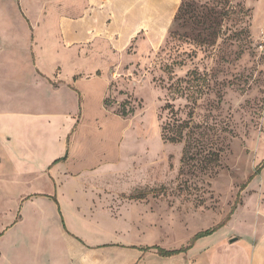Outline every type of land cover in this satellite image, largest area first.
Wrapping results in <instances>:
<instances>
[{
    "label": "rangeland",
    "instance_id": "1",
    "mask_svg": "<svg viewBox=\"0 0 264 264\" xmlns=\"http://www.w3.org/2000/svg\"><path fill=\"white\" fill-rule=\"evenodd\" d=\"M146 1L141 31L131 23L123 45L117 37L100 43L105 52L87 56L79 50L78 62L72 52L60 50L57 37L35 38L32 50L22 46L30 41L10 34L2 40L11 52H0V134L8 130L12 142L0 145V264H49L58 257V245L52 246L62 229L56 205L28 207L22 195L55 194L65 168L97 186L85 192L95 204L122 217L113 223L85 206L86 218L80 221L63 207L64 228L76 226L85 238L98 230L97 221L102 232L115 228L136 241L148 238L168 247L170 238L188 245L196 234L224 224L233 227L232 240L257 228L264 233V0H187L195 17L176 23L169 17L171 6L165 7L162 23L155 21L154 0ZM4 6L5 15H15L9 0ZM189 72H196L191 85L208 92L191 105L195 118L209 117L218 126L223 147L221 168L212 177L181 170L183 145L161 137L166 117L161 108L170 100L166 88ZM73 74L78 86L64 87L61 82L69 83ZM199 96L193 93V99ZM185 104L181 100L176 106ZM11 113L17 118L10 119ZM16 119L21 126L26 122V135L15 129ZM35 140L49 142L37 152L41 161L59 154L65 158L69 149L74 157L47 168L55 184L47 174L11 178L12 166L4 159L10 160L17 145ZM27 208L33 224L17 226ZM39 211L47 219L44 226L35 221Z\"/></svg>",
    "mask_w": 264,
    "mask_h": 264
},
{
    "label": "crops",
    "instance_id": "2",
    "mask_svg": "<svg viewBox=\"0 0 264 264\" xmlns=\"http://www.w3.org/2000/svg\"><path fill=\"white\" fill-rule=\"evenodd\" d=\"M9 2L12 3L13 9H15L14 16L5 15V0H0V52H11L5 50V42L3 43L2 41L9 34L13 39L21 38L26 40V42L30 41L31 43L27 45L23 43L22 46H25V50L33 49L32 44L35 38L36 40L37 38H50L53 40L57 37L62 41L60 50H66L67 53L72 52L74 61L77 62L80 59L79 50H83L82 52L87 56L98 54L100 51L105 52V49L100 50V43L108 44L109 41L112 42L117 37L120 38L123 45V40L128 39L125 31H130L131 23L135 24L133 26L135 32L141 31L143 21L140 15L147 6V1L145 2V0H74L70 3L68 0H58V8H60L56 11L52 6L56 3L55 0H9ZM180 2L181 0H154L153 5L156 7L154 20L162 23L165 7L169 6H171L169 17L173 19ZM30 11L37 15L31 14ZM35 16H38V19L35 20ZM66 23L71 25L68 26ZM57 31L60 34L58 36L56 34ZM57 43L59 46L60 42ZM56 46L55 44V48ZM70 46L72 49L69 48ZM23 47H21V50ZM79 47L81 48L79 49ZM14 50L19 49L16 48ZM77 55L79 58H77ZM76 75L73 74V79L69 83L61 82V84L64 87L71 86L70 88H72L73 85L76 88L79 84V79L75 78ZM76 97H74L75 100L79 102V96L76 95ZM15 115L11 113L9 118H17L14 117ZM2 116L0 114V117ZM12 124L15 125V129L20 135H26L28 128L26 122H23L21 126V121L16 119ZM68 127L70 129L72 125L69 124ZM69 129H67V133ZM5 132L7 133L0 134L2 137L0 145L3 142H12V138L9 136L10 132L8 130ZM67 133L65 132L64 134ZM25 140H27V137H25ZM14 141H18V137ZM48 146L49 142L44 145L36 140L33 143L17 145L15 154L10 153L9 155L10 160L4 159L10 161L12 166L13 175L11 178L17 180L20 177H30L31 180L34 176L38 175L41 178L47 174L49 180H53L55 184L56 181L50 177V172L47 168L55 164H58L57 167H59L60 162L70 158L74 159V157L70 155L69 149L65 158L63 154L45 161L35 158L38 151H42ZM59 159L61 160L58 163H54ZM2 161L0 159V167L2 166ZM36 167L38 170L34 171ZM65 170L66 172L62 173L58 170L61 173L58 175H64V178L57 177L61 186L57 187L55 194L39 192L22 195L26 200V204L24 203L23 205L28 207L34 202H44L52 205L50 202L52 201L56 205V210L62 222V229L55 234L56 238L54 237L55 240L52 246L57 248L55 246L58 245L60 251L58 252V257H51L49 264H264V233L259 228L250 231L246 238L237 236V240H232L233 227L227 228L226 224H224L211 235L193 241L196 234L193 238L191 237L192 239L190 238L188 245L179 246L182 242L170 238L167 243L170 247L154 245L148 242V238L136 241L124 233L120 232L121 234H118L115 228L102 232L98 221L94 224L98 230L93 233V236L88 238L83 237L76 226L70 227L69 225L70 229L66 230L63 226V207H66L68 211L72 210V214L77 213L80 221L86 218V215L84 216L85 206H87V212L90 214L106 216L113 223L122 217L116 218L109 207L106 208L102 204H95L92 196L85 193L87 190L97 188L93 182L88 181L91 182V185H86L80 175L77 177L76 174L79 172L68 174L70 172L68 171L69 169L65 168ZM2 176L0 175L1 178ZM87 195L90 197V202L85 204ZM27 213V216L23 214L20 220L15 222L17 226L25 223V225L31 227L34 221L31 220L28 208ZM239 220L240 217H236L234 224L237 225ZM35 221L44 226L45 222H47L44 212L39 211ZM46 236L51 237L52 234H47ZM155 246L167 251H184L170 256H161L156 249H151Z\"/></svg>",
    "mask_w": 264,
    "mask_h": 264
},
{
    "label": "trees",
    "instance_id": "3",
    "mask_svg": "<svg viewBox=\"0 0 264 264\" xmlns=\"http://www.w3.org/2000/svg\"><path fill=\"white\" fill-rule=\"evenodd\" d=\"M195 14L193 4L190 1L182 0L174 22H179L186 16H190L192 19ZM205 14L211 13L206 11ZM197 23L204 26L203 21ZM195 74L196 72H189L186 78L170 80L171 83L166 88L170 100H166L161 108L162 114H166V117L162 119L161 137L165 143L183 145L181 170L187 169V174L197 178L200 176L212 177L221 168L220 152L223 147H221V138L218 135V126L211 123L209 117L205 116L202 120L195 118L196 108L191 105L197 106L198 100H202L204 96L208 95L202 86L191 85L190 77ZM193 93L194 95L198 93L201 96L193 99ZM181 100H185L186 104L176 106V103ZM60 160H56L54 163H58ZM63 226L65 227L64 221ZM217 229L201 232L194 237L193 241L209 236ZM151 249H156L161 256H170L184 251H167L157 246Z\"/></svg>",
    "mask_w": 264,
    "mask_h": 264
}]
</instances>
